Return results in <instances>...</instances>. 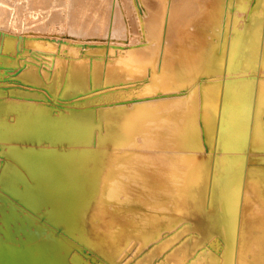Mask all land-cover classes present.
<instances>
[{"label":"rangeland","instance_id":"rangeland-1","mask_svg":"<svg viewBox=\"0 0 264 264\" xmlns=\"http://www.w3.org/2000/svg\"><path fill=\"white\" fill-rule=\"evenodd\" d=\"M89 1L90 0H0V4L6 5L8 12L11 11V13L4 11L3 14H5V16L3 15L2 18L4 17L3 20L5 19V21H0V54L5 53L6 40L12 38V40L16 42L14 48L6 52L12 62H4L5 64L1 66L2 68H6V66L10 65L11 68L9 69L10 72H4L0 76V101L6 102L17 100L18 102L23 104L31 102L32 104H35L34 106H50L51 112L58 116H60V114H62L63 112H69L70 109L86 110L90 117L98 122L97 124L99 131L97 130L96 135L97 143H93L94 148L97 151H94V153L105 155L106 159L104 158L102 168L99 171V175L101 176L100 188L93 198V203L88 215L89 229H86V231H92L94 233L92 234V236L96 237L97 239L99 238L98 242L101 243L98 245L90 243L88 244L82 241L80 238L74 235H70V239L66 238L69 242V248L66 254L68 263L71 261V264H76L74 262V258H76L75 255H77V259H80L81 264H86L83 262V260L85 259H89L91 264H233L236 254V247H239V245L241 246V244L243 248L247 245V247H251L250 244L254 243L255 245L253 244L252 250H250L251 248H248V250L247 247L245 248L246 250H243L244 254L250 251L248 252V264H254V262L255 264H264V209L262 207V205L264 206V202L262 203L264 196H261L262 199L259 198L260 194L258 193L261 192H257V190L262 191L264 186L262 182H258V179H256V184L254 183L251 188H249L248 186V193H251L252 195L250 194L251 196L249 195V198H245V202L242 200V194L245 190V183L243 182L244 180L240 175L241 169L243 168V162L241 163L240 159H243V155L246 152L244 143L246 123L245 99L242 96L240 88L235 94L231 93L230 98L228 97L229 104L226 105V110L220 116L221 119L219 118L217 132L211 134L212 103L210 102L211 97L209 94L211 90L209 92V89L207 90V88L209 87V85H213L219 82V79L216 76H221L222 74L220 72L215 73L213 71L214 68L210 66V63L212 61V56L215 54L213 37H217L215 33L217 31V26L222 20V13L223 9L225 8L226 0H157V2L159 1L160 3H157L153 0H91V2H93H90L91 4L88 5L87 3H89ZM167 1L170 3V5L168 4V8H166V10L168 9L169 12H173L174 14L176 13L175 15L177 20L181 19V15L183 13L185 14H183V16L187 17V20L189 19V23L192 17L194 19V25H196L195 28L196 30H198H193L194 25H192V22L190 23L191 26H189V23L187 22L189 28L186 27L187 25L185 24L186 26H184V29L183 26L181 27L182 31L180 27H178L179 29L176 31V25L175 27L173 26V24H169L168 22L165 23V18L162 21L164 17V12L162 13V10H165L164 4L165 2L168 3ZM37 2H39V4L41 3L42 5L37 4ZM228 2L229 6L231 7V16L233 17V19L231 18V25L234 24V26L238 28L240 32H242L243 37L245 38H247L248 30L251 27H256L255 31L253 29V34L259 44L261 35L263 33L261 31H264V26H262L264 25V0L263 2L261 0H235V2L233 1V4L231 3L232 0H228ZM253 3H255L256 5ZM257 3H259L260 6ZM96 6H98L97 10L95 9L97 8ZM93 9H95L96 11ZM173 9L176 11H174ZM197 10V13L200 16L199 18H201V20H199L197 16H194L197 15ZM99 11L103 14H101ZM249 11L252 14L254 13V15L258 16L251 15ZM96 12H98L100 16L104 18H101L99 14L97 15ZM91 13L94 16H92ZM95 15L99 16V18L95 17ZM170 15L175 16L171 13ZM254 17L257 18V20H254ZM97 19L98 21H96ZM100 19H102L103 21H100ZM169 20H171V17L169 18ZM195 20L197 22H195ZM90 21H95L96 23L93 22L92 24H90ZM14 22H16V24ZM247 23L249 24V26ZM250 23H252V25ZM89 24L91 26H95L90 27ZM200 26L202 27L200 28ZM89 27L92 29H90ZM203 28L205 29V31L203 30ZM165 29L168 30V33H166L167 31ZM169 29H171V32ZM200 29L202 30L201 33H203V35L200 34ZM245 30H247V32ZM172 32L175 33V36ZM181 32H188L189 34H187L186 36L188 38H182L185 35H181ZM205 33L208 34L205 35ZM209 33H211V36ZM177 34H179V36L181 37L177 38ZM198 34L200 35L199 39L198 37H196L198 36ZM169 35L170 37H168ZM171 35L175 37V41ZM201 36H203V38H201ZM153 37L155 38L153 39ZM156 37L161 38H158L157 40ZM180 38L189 41H184ZM167 39L169 41L171 39L172 41L169 43ZM176 39H179L177 40V42H180V40L182 42L184 41L183 44L181 43L182 45H180V48H186L187 51L189 49V52L180 50L179 47L177 49L179 43L178 45L176 44L174 46V50L181 51V53L178 51H173V47L171 45L176 43ZM192 39H194V41L196 40L195 43ZM208 40L211 46L209 45ZM33 42L37 44H34ZM160 42L162 43V45ZM202 42L203 44H205V46L203 44L201 45ZM154 43H156L157 47H155ZM194 44L196 45V47L200 46L198 47L199 49H196V47H194ZM189 45H191V48ZM153 46L155 47V49H153ZM205 48H207V50ZM149 49H151L153 52H150ZM147 50L149 51L148 53L150 55H148V58L150 59V63H152L153 66L148 62V64H146L145 62L147 60ZM196 50H198L199 52ZM206 51L208 55L206 54ZM140 52H144L146 54L144 57L146 59H144L145 64L143 61H141L144 53H142L143 55H141ZM154 52L155 55H158L156 57L160 58V60H156V58L154 57L155 55L153 54ZM183 52H186L188 56L187 54H182ZM201 52H203V54L205 55L204 57ZM136 53H140V56H142V58L139 55H136ZM151 53L153 55H151ZM168 54H170V57ZM178 54L180 56H178ZM163 55H167L168 57L165 56V59H163ZM174 55L175 57L177 56L176 58L178 59L177 60L175 58L177 60L175 62L179 61L177 63L178 67L176 66V69H178V71L173 70V68L175 67H170V65L175 66V62L173 61ZM183 55H185V60L183 59ZM151 56L153 58H151ZM139 57L141 60L139 59ZM259 58H261L260 61ZM162 59L165 60L164 62L167 61L166 59H169L166 63H168L169 67L172 68V70L168 71V67H166L168 65L165 66L166 63L162 62ZM191 59L193 60V64L195 65L193 66L192 70V64H190L192 63L190 62ZM195 59L197 62L195 61ZM135 60H140L139 64H143L142 67L138 64L137 61L134 63L133 61ZM251 60L252 59H250L249 61L245 60V58L241 59L238 69L232 70L233 74L236 76L234 79H237V82L235 80L236 83L241 84L243 83V81L246 82L247 79H249V74H255L258 70H261V72L262 70H264L263 53L259 55V53L257 52L256 56L252 61ZM180 61L182 62V64L180 63ZM147 65L150 66L147 67ZM150 67L153 68L151 69ZM160 67L162 68V70ZM155 68L157 70H155ZM179 68L182 71L185 70V72L181 71V74L179 72ZM151 70L153 71L152 73H150ZM248 70L250 71V73H248ZM251 70L254 71L252 72ZM16 71H18L19 73H26V76L23 75L19 77L20 74L15 76ZM69 71H72L69 77L76 76L77 79L80 78L82 82L84 81V85L82 87L85 88L77 89L72 92H66L67 81L64 80V77H68ZM154 71L156 73H154ZM210 71L212 73H210ZM29 72H32L35 75H33V77L29 76ZM176 72L179 74H177ZM159 73L161 74L159 75ZM262 73L264 74V71ZM155 74L157 77L155 76ZM165 76L167 77L165 78ZM241 76H245V78L242 77L241 79ZM177 78L179 80H177ZM149 82L150 85L148 84ZM144 87L146 89L149 87L147 89V92L145 91L146 89ZM200 87L201 94L199 92ZM151 88L153 90H151ZM201 97L202 100H200ZM2 104H4V106L2 107L4 108V111H6V114L13 120L15 118V114H17V107H19L20 104L12 102ZM7 105L13 106L14 109L6 110L5 106ZM199 105H201L202 108L201 106L199 107ZM169 116L170 119L172 118L170 121L168 119ZM137 121H139L138 124H136ZM149 121L152 122L150 123ZM153 121H156V123H153ZM147 122L149 123L147 124ZM149 124L152 126H150ZM174 125H176V127ZM178 125H180L179 128ZM166 127L168 129H166ZM112 128L113 130H111ZM135 128L137 129L134 130ZM179 129L181 131L177 133V130ZM144 130H147V132L145 131L144 133ZM163 130L165 131L164 133L166 134V136H164L165 134H163ZM187 133H189L190 136L187 135ZM191 133H194V136L192 137L194 141H196V143L194 144L192 142L190 143V139L192 136ZM170 134L171 137L174 138V144L170 139ZM174 134L176 135L174 136ZM135 135H138V138H136ZM183 135L185 136V138L183 137ZM167 137H169V139ZM176 137H178L179 139ZM186 139L189 140V143L186 142ZM216 139L218 140L216 141ZM135 140H137V143ZM131 142H133L135 145H133V143ZM163 143L165 144V146ZM167 143L171 144L167 145ZM197 143L199 145H197ZM138 144H141L140 147L142 149V153ZM142 144L144 145L143 147ZM188 144L190 147L188 146ZM129 145H132V151H129ZM196 145L197 147H195ZM159 146L161 148V154L163 153V151H165L163 155L158 156L159 161L163 159L161 161L163 164L161 162H156L153 164L150 161L151 159H156V161H158V158L154 156V154H159ZM143 148L148 149L146 150ZM154 148L157 151H154ZM121 150L123 151V153ZM143 150H145V152H143ZM151 150L153 151V153H155L153 154ZM137 151H140V156H143L146 160L143 157L140 159ZM176 151L188 155L196 153V155L198 154L197 156L193 154L192 155L195 157L199 156L198 158H201L205 162V167L199 168L198 166V168H194V173H192V171L190 172L192 168H186L181 164H177L178 167L177 165H175L177 168L175 167L174 170H177V173L179 175L184 172V175H182V177L188 178L189 174L192 175H190L188 178L190 179V181L192 180V183L190 181H187V183L189 184H187V186L189 188L186 186V180L188 179L185 178V181L182 180L183 182H185V184L183 183V186H186L185 189L187 188L186 190H184H188L189 192L192 191V193L190 192V194L189 192H186L184 194L188 193V195H191V197L189 196L190 198L188 199L187 197H185L188 195H185L181 198L182 200L185 199L183 202H186V198V203H188L189 200H191L192 202L189 201V203H191H188L189 209H184V211H181L180 213L164 208H160V210L157 204V199H155L156 203H154V196L152 192L154 191V188L161 191L162 188L163 190H165L166 186L170 185V180L167 179V184V182L165 181L166 178H163V176H169L166 171L168 172L169 168H167V166L173 162V160L171 161V159L169 158L173 154H167L166 152L174 153ZM241 151L244 154L241 153ZM125 152H128V155L124 154ZM180 153L177 154L179 155ZM236 153L240 155V158L238 159V162L240 164L238 162L236 163L235 161H232V158L234 156H237ZM164 154L165 156L167 154L169 157H165ZM136 155L138 156L139 160L138 158H136L137 160L134 158L137 157ZM224 156L227 157L225 158ZM130 157H132V159L134 161L136 160L137 162H134L131 159V163V160L129 161ZM126 159L128 162L126 161ZM148 159H150V161H147ZM123 160L125 162H123ZM2 161L3 158L0 156V168H2ZM129 162L131 164L135 163L132 166H135L138 169L142 166L141 170L139 169V171L140 173L145 175V179L142 181L139 180L140 184H138L139 181L137 180H135V183L132 182L134 184L129 183V186H127L128 188L132 185L136 187L134 188L135 192L131 190L133 189L132 187H130L131 189L126 188L128 189V191L125 192L131 193L127 194L131 195L132 199H129L131 197H128L127 201L121 200L123 202H126V204L123 203L124 205H119L118 203L121 202H119V200L124 197L123 195H116L117 191H115L114 187L117 188L118 181H113L112 177H114L115 173L117 175L118 171H120L118 172L119 174H122L121 170L124 167L131 166ZM127 163H129L130 165H128ZM157 163H159V165ZM121 164H123L124 166H121ZM160 164H162V166ZM235 164L236 166L234 167ZM144 165H146V169L143 168ZM150 166L151 173H148V170H150ZM164 166H166L165 169ZM159 167H162V169ZM214 167L215 169L213 170ZM236 167L240 169L238 170ZM157 168H159V170H157ZM180 168H182V172ZM195 169L197 171H195ZM114 170L116 171L115 173ZM186 170L187 173H189L188 175H186ZM219 171L220 173H218ZM129 172L130 171H128V173ZM130 173H126V175H130ZM1 174L2 170H0V177ZM157 176L158 178H156ZM160 178H163L164 181L160 180ZM112 181L116 182V184H110V182L112 183ZM148 182H152V185L148 184ZM162 182H165L166 184H163ZM142 183L144 185H142L143 189H141ZM157 183H160L159 186H162L161 189L158 188L159 186L156 187L158 185ZM211 183L213 184V186ZM153 184L154 188L152 187ZM257 184L260 185L258 186ZM150 185L152 189L150 188ZM255 185L258 186V188L255 189ZM112 187L114 188V191ZM148 188L152 191H150ZM136 189H138L139 191ZM145 190L147 192V196L145 194ZM111 191L115 193H111ZM136 191H138V193L140 194L141 192L144 194H141L140 196V194H138ZM196 191L197 193H194ZM252 192H254V194ZM256 192L258 194V197L257 195H255ZM109 193L111 194V196H106L110 195ZM10 195L11 192H8V202L10 201ZM148 195L152 196L153 199ZM116 196H118V205L115 201ZM109 197L113 202L109 201ZM253 199H258L260 204H257L258 200L251 201ZM138 200L142 201L136 203L135 201ZM246 202H248V204ZM109 204L112 205L109 206ZM113 205H115V207ZM241 205H243L244 207ZM251 205L254 211L252 210ZM122 206L126 208L124 209L125 212L129 209L131 210L128 211V213L126 212L128 217L125 213L122 214ZM246 206H248L247 208L249 209V211ZM118 207L119 209H117ZM261 207L263 209L262 213ZM113 208L114 210L117 209L116 212L112 210ZM132 209H137L136 214L139 215H135V210H133V212ZM251 210L254 213L251 212ZM257 210H259L260 212ZM245 211H247L248 214ZM31 212L32 213L29 214V216L34 217L32 221L37 223L49 222L48 215L45 213V211H40V209L35 210L34 208H31ZM54 215L56 216L57 213L55 212ZM129 215L132 217H129ZM243 215L246 217L249 215L248 217H250V219L253 218V220L255 221L252 226L253 228L251 227V229H255V231L251 230L253 233L250 232V230L248 231L251 234L250 237L253 236V238H251L250 240V237L247 236L249 238H247L246 240V242L248 241L247 243H244V237L242 236L243 238H241V233H239L238 231L240 230V232H243L244 230L243 228H241ZM258 217L259 219H257ZM10 218V223L13 224L14 214L10 216ZM22 219H25V217H23ZM184 221L187 222L185 223ZM256 223L258 224L257 226ZM222 230L224 232H222ZM223 233L225 236L223 235ZM217 234L220 237H217ZM211 238H214L216 240V244L215 240ZM222 239L223 245L221 241ZM258 239L259 241H257ZM208 241L210 246L209 244H207V246L205 245L206 243H208ZM25 242H27V237L25 238ZM25 242L18 243L24 244ZM211 247L213 248V250L216 247V252H214L215 250H210ZM255 249L259 253L255 251ZM258 254L261 255L258 256ZM248 255H245L246 258L248 257ZM250 259H253L254 261H251ZM243 260L245 263L246 259L243 258ZM220 261L223 262L220 263Z\"/></svg>","mask_w":264,"mask_h":264},{"label":"bare ground","instance_id":"bare-ground-1","mask_svg":"<svg viewBox=\"0 0 264 264\" xmlns=\"http://www.w3.org/2000/svg\"><path fill=\"white\" fill-rule=\"evenodd\" d=\"M153 1H156L157 2V0H153ZM233 1L235 2V0H232V2H231L232 4H233ZM261 1L263 2V0H261ZM39 2H37V4H39ZM90 2H91V0L87 4L90 5L93 1L91 3ZM157 3H160V2L158 1ZM255 3H256V1H255ZM255 3H253V4H255ZM84 4H86V3H84ZM168 4L170 5L169 2L168 3L165 2V4H164V6H165L164 9L165 10L164 11L162 10V13L164 12L163 13L164 14V17H163L162 21L165 18V20H166L165 23L168 22L169 24H173V26L176 25L177 26L176 31L179 29L178 27H180V29L182 31V28L181 27L183 26V29H184L185 28L184 26H186L189 23V19L187 20V17L183 16L184 13L183 14L181 13L182 14L181 15V19H178L177 20L176 15H175L176 13L174 14L173 12H169L168 9L166 10V8H168ZM257 4L259 5V3H257ZM39 5H42V4L40 3ZM85 6H87V5H85ZM172 6H173V4H172ZM96 7L97 8H95V9L97 10L98 9V6H96ZM6 9H7L6 5L0 4V21L3 20V18H4V17L2 18V16L3 15L5 16V14H3V12L4 11L8 12V9L7 10ZM95 9H93V10H95ZM253 9H254V7H253ZM260 10H262V9H260ZM174 11H176V10H174ZM9 12L11 13V11H9ZM197 12H198V10L196 11V13ZM92 13H91V15L94 16L93 15L94 13L93 14ZM96 13H97V15L99 14L98 12H96ZM170 13L172 15H175V16H171ZM196 13H194V14H196ZM101 14H103V13H101ZM255 14H256V12H255ZM97 15H95V17H98L99 18L100 14H99V16H97ZM251 15L258 16V15H254V13L253 14L251 13ZM157 16H156V18H157ZM194 16H197L198 19L201 20V18H199L200 16H199L198 13H197V15H194ZM170 17H171V20H169ZM94 18H93V20H94ZM101 18H104V17H101ZM172 18H175V19H172ZM189 18H190V16H189ZM231 18L233 19V17L231 16V7L229 6L228 0H226L225 1V8L223 9V13H222V20L219 23V25L217 26V31L215 33V35H217V37H215V36L213 37L212 36L213 37V40H214V45H215V48H214V51H215L214 53L215 54L212 56V61L210 63V66H212V68H214L213 71L215 73L216 72H220L222 74H221V76H218V75L216 76L219 79V82H217L216 84H213V85H209V87L207 88V90L209 89V92L211 90V92L209 93L210 94V97H211L210 102L212 103V109H211L212 110V114H211L212 115V120H211L212 121V129H211V134L217 132V126H218V123H219V118L224 113V111L226 110V105L229 104L228 97L230 98L231 93L232 94H235L239 90V88H240V91L242 92V96L245 99V123H246V132H244L245 133V141H244V143H245V147H246V152L244 154L241 151V153H243L244 155H243V159H240L241 160L240 162L241 163L243 162V168L241 169L240 175L242 176V178L244 180L243 182L245 183V190H244V192L242 194L243 195V197H242L243 199L242 200L245 202V198H249V195L251 194V193H248V190H249L248 189V186H249V188H251L254 183L256 184V182H255L256 179H258V182H262V184L264 185V74L262 73L264 70H262V72H261V70H258L257 73H255V74L254 73L249 74L248 75L249 79H247L246 82L243 81V83H241V84L240 83H236L237 82V79H234L236 76L233 74L232 70L238 69L241 59H244L245 58V60L249 61L250 59L253 60V58L256 56V53L257 52L259 53V55H261L262 53L264 54V51H263L264 50V35H263L264 31H261L263 33L261 35V39H260V42L258 44V41H257V39H255L254 34H253V32L255 31L256 27H254V28L251 27L248 30L247 38H245V37H243L242 32H240L239 29L234 26V24H232L233 25V28H232V25H231L232 19ZM253 19L254 20L255 19L257 20V18H255V17ZM7 20H9V19H7ZM101 20L102 19H100V21ZM191 20H193V21H191ZM191 20H190V23L192 22L193 23L192 25H194L195 23H194V19L192 17H191ZM3 21H5V19ZM96 21H98V19ZM261 21H262V19H261ZM93 22L96 23L95 21H92L90 24H92ZM195 22H197V21L195 20ZM14 23L16 24V22H14ZM97 23H99V22H97ZM190 23H189V26H191ZM252 23H250V24L252 25ZM90 24H89L90 27L95 26V25H92L91 26ZM5 25H7V24H5ZM199 25H201V24H199ZM173 26H171V27H173ZM195 26L196 25H194V27H193L194 29L193 30L194 31H197L198 29L196 30ZM242 26H244V25H242ZM248 26H249V24H248ZM262 26H264V25H262ZM186 27H188V25ZM201 27L202 26H200V28ZM239 28H241V27H239ZM90 29H92V28H90ZM253 29H254V31H253ZM169 30L171 32V29H169ZM203 30L205 31L204 28H203ZM91 31H93V30H91ZM166 31H167L166 33H168V30H166ZM201 31L202 30L200 29V34L203 35V33H201ZM245 31L247 32V30H245ZM179 32H180V30H179ZM188 32L187 33H184V32L182 33L181 32V35L182 34L185 35L182 38H188V37H186L187 34H189ZM162 33H163V31H162ZM172 33H173V35L175 34L174 32H172ZM207 34L208 33H205V35H207ZM209 34L211 36V33H209ZM173 35H171V36L174 38V41H175V37H174L175 35L174 36ZM177 35H178L177 38L181 37V36H179V34H177ZM205 35H204V37H205ZM156 36H157V34H156ZM168 37H170V35ZM196 37H198V39H199L200 38V35L198 34V36H196ZM151 38H152V36H151ZM154 38L155 37H153V39ZM156 38L158 40V38L160 39L161 37H156ZM182 38H180V39H182ZM201 38H203V36H201ZM207 39H208V37H207ZM177 40H179V39H176V43L174 42L175 44L171 45L173 47V51H175L174 50V46L176 44L178 45V43H179V46H177V49H178V47L180 48L181 47L180 45H182L184 43V41H189V40H186V39H182V40H184L183 42L181 40H180V42L179 41L177 42ZM192 40L195 43L196 40L195 41H194V39H192ZM258 40H259V38H258ZM171 41L172 40L170 39L169 43ZM190 42H191V40H190ZM15 43L16 42L14 40H12V38H9L8 40H6L5 53H1L0 54V76L4 72H10L9 71V69L11 68L10 65L9 66H6V68H2L1 66L3 64H5L4 62H7V63L12 62L10 60V57H8V55H7L6 52H8V50L14 48ZM156 43H154L155 44V47H157L156 46ZM208 43H209V40H208ZM34 44H37V43H34ZM185 44H186V42H185ZM202 44H203V42L201 43V45ZM161 45H162V43H161ZM196 45H197V43H196ZM196 45L194 44V47H196ZM203 45L205 46V44H203ZM209 45H210V43H209ZM184 46H187V45H184ZM184 46H182V47H184ZM189 46L191 48V45H189ZM155 47L153 46V49H155ZM198 47H200V46H197L196 49H199ZM194 49H192V50H194ZM205 49L207 50V48H205ZM180 50L187 51L186 48L185 49L184 48H182V49L180 48ZM149 51L150 52H153L151 49H149ZM149 51L147 50L146 54ZM177 51H175V52H177ZM196 51H198V50H196ZM171 52H172V49H171ZM178 52L181 53V51H178ZM187 52H189V49H188ZM140 53H141V55H143L142 53H144V52H140ZM140 53H136V55H139L140 56ZM201 53H202V55L204 57L205 55L203 54V52H201ZM146 54L144 53L143 58H142V56H140L142 58V60L140 59V57H139V59L144 62V59H145L144 57H145ZM153 54L155 55V52ZM153 54L151 53V55H153ZM170 54H168L169 57H170ZM179 54H178V56H180ZM182 54H187V53L186 52L185 53L183 52ZM206 54H207V51H206ZM148 55H149V53L146 55L147 56L146 59L148 61L145 59L146 60L145 62H146V64L149 63L150 65H152V63H150V59L148 58L150 55L149 56ZM175 55L173 56V58H174L173 61L174 62L178 60L176 58L177 56L175 57ZM156 56H158V55H155L154 56L156 58V60L157 59L160 60V58H158ZM163 56H164L163 59H165V56H167V55H163ZM184 56L185 55H183V59H184ZM187 56H188V54H187ZM129 58H131V57H129ZM151 58H153V57L151 56ZM180 58H182V57H180ZM199 58H200V56H199ZM137 59H138V57H137ZM163 59H162V62L165 61ZM204 59H206V58H204ZM260 59L261 58H259V61H260ZM140 60L139 61L135 60L133 62L135 63L137 61L138 64H139ZM156 60H154V61H156ZM166 60L168 61L169 59H166ZM195 61H196V59H195ZM145 62H144V64H145ZM166 62H164V63H166ZM174 62H172V63H174ZM178 62H175L176 64L174 63L175 66L170 65V67H172V68L175 67V68H173V70H177L178 71V69H176V66L178 67V64H177ZM190 62H192V63H190ZM190 62L189 63L192 64V66H191V70H192L193 69V66H195V65L193 64V60L192 59H191ZM198 62H199V60H198ZM180 63L182 64L181 61H180ZM195 64H198V63H195ZM250 64H251V62H250ZM142 65H140V66L142 67ZM150 65H147V67L150 66ZM166 65H168V63H166L165 66ZM199 66H201V65H199ZM166 67H168V71L172 70V68H170L169 65L166 66ZM144 68H145V66H144ZM144 68H143V71H144ZM162 68H163V65H162ZM162 68H161V70H162ZM155 70H157V69L155 68ZM181 71L182 70H180V68H179V72L180 73H181ZM71 72L69 71L68 77H64V80L67 81V83H66V85H67L66 92H70V91L72 92V91H75L77 89L85 88V87H82L84 85V81L82 82V80L80 78L77 79L76 76L69 77L70 74H71ZM117 72H116V74H117ZM152 72L153 71L151 70L150 73H152ZM172 72H174V71H172ZM182 72H185V70L182 71ZM154 73H156V72L154 71ZM210 73H212V72L210 71ZM248 73H250V71ZM18 74H20L19 77H21L23 75L26 76V73L24 74V73H19L18 71H16L15 76H17ZM160 74L161 73H159V75ZM177 74H179V73H177ZM33 75H35V74L32 73V72H29V76H32L33 77ZM183 75H184V73H183ZM243 75H244V73H243ZM155 76H156V74H155ZM166 77L167 76H165V78ZM242 77L245 78V76H241V79H242ZM161 78H162V76H161ZM162 80H164V79H162ZM177 80H179V79L177 78ZM235 80H236V82H235ZM197 81H198V79H197ZM202 81H203V78H202ZM163 83H165V82H163ZM202 83H200V84H202ZM204 83H205V81H204ZM148 84L150 85V82ZM147 89L145 90L146 92H147ZM151 90H153V89L151 88ZM200 90H201V87L199 89V92H200ZM200 94H201V92H200ZM239 94H240V92H239ZM200 100H202V97L200 98ZM1 102L2 101H0V153H1L0 156L3 158V161H2V168H0V170H2V174H1V177H0V264H71V261L68 263V259H67V256H66V254L68 252L67 250L69 248V242H68L67 239H70V237H69L70 235H74V236L80 238L82 241H84L85 243H88V244L90 243V244L98 245V244L101 243V242H98L99 241V238L97 239L96 237L92 236V234H94L92 231H90V230L86 231V229H89L88 215H89V211H90V208L92 206V203H93V198H94V196L96 195V193L98 192V190L100 188L101 176L99 175V171L102 168L104 158L106 159L105 155H101L99 153H94V151H97L94 148V144L93 143L94 142H95V144L97 143L96 142V138H97L96 135H97V130L99 131L98 124H97L98 122L96 120H94L92 117H90V115L87 113L86 110L70 109L69 112H67V113L66 112H63L62 114H60V116H58V115H55V114H53L51 112L50 106H44V107H42L40 105L34 106L35 104H32L31 102H28L26 104H23V103L18 102L17 100H15V101L2 102V103L12 102V103H18V104H20L19 107H17V114H15V118L12 120L6 114V111H4V108L2 107V106H4V104H2ZM190 103H191V101H190ZM213 103H214V105H213ZM201 105H202V103H201ZM201 105H199V107ZM5 107H6V110H13L14 109V107L13 106H10V105H7ZM201 108H202V106H201ZM230 111H231V109H230ZM156 112H157V110H156ZM171 114H172V112H171ZM171 117H173V116H171ZM168 119L170 121L172 118L170 119V116H169ZM175 119H177V118H175ZM149 122L151 123L152 121H149ZM149 122H147V124ZM154 122L156 123V121H153V123ZM166 122H168V121H166ZM134 123H135V121H134ZM138 123H139V121L136 122V124H138ZM169 123H171V122H169ZM162 124H164V123H162ZM142 125H144V124H142ZM150 126H152V125H150ZM169 126H168V128H169ZM174 126L176 127V125H174ZM179 126L180 125H178V128H179ZM154 127H155V125H154ZM137 128H135L134 130H136ZM156 128H157V125H156ZM168 128L166 127V129H168ZM180 129L177 130V133L179 131H181ZM111 130H113V128ZM164 130L162 131L163 134H165L164 133L165 132ZM145 131L147 132V130H144V133H145ZM175 132H176V130H175ZM202 132H203V130H202ZM191 134H192V136H191V139H190V143L192 142L194 144V143H196V141H194V139L192 138L194 136V133H191ZM199 134H200V132H199ZM175 135L176 134H174V136ZM187 135H189V133H187ZM137 136L135 135L136 138H138ZM164 136H166V134ZM237 136H239V135H237ZM183 137L185 138L184 135H183ZM167 138L169 139V137H167ZM176 138H178V137H176ZM122 139H124V138H122ZM170 139L172 140V143L174 144V138L171 137V134H170ZM217 140L218 139H216V141ZM135 141L137 143V140H135ZM176 141H177V139H176ZM188 141L189 140L186 139V142H188ZM131 143H133V142H131ZM138 143H141V142H138ZM165 144H164V146H165ZM170 144L167 143V145H170ZM238 144H240V143H238ZM133 145H135V144L133 143ZM140 145H139V148L141 149ZM197 145H199V144L197 143ZM197 145L195 147H197ZM143 146L144 145L142 144V147ZM188 146H189V144H188ZM128 147H130V150L129 151H132L131 150L132 145L131 146L129 145ZM134 147H136V146H134ZM149 148H150V146H149ZM159 148H160V146H159ZM171 148H173V147H171ZM171 148H170V150H171ZM143 149H146V148H143ZM216 149H217V146H216ZM155 150L156 149L154 148V151ZM158 150H160L159 154L156 153L158 155L154 154L155 152L153 153V151L151 150L152 153L154 154V156H156L157 158H158V156L163 155V153H165V151H163V153L161 154V148L158 149ZM137 152H138V155L140 156V151H137ZM143 152H145V150H143ZM148 152H150V151H148ZM122 153H123V151H122ZM141 153H142V149H141ZM146 153H147V151H146ZM166 153L167 154H173L172 156L170 155L171 157H169L166 154V156H168L171 159V161L173 160V162L170 163L168 166L166 165L167 168L169 167L168 168V172L166 171V173H168L169 176L168 177H165V175L163 176V178H166V180H165L166 182H167V179L170 180V182H169L170 185L166 186V189L165 190H163V188H162L163 191L162 190L161 191L156 190L154 188V184L152 186L154 188V191L150 190L149 188L148 189L153 192L154 203H156L155 202L156 201L155 199H157V201H158L157 204H158L159 209L160 208L161 209L164 208V209H169L171 211L180 213L181 211H184V209H186V210L189 209V204L192 202L191 200H189L191 202L189 203V201H188L189 204L186 203L187 202V198L189 199L191 197V195H188V193L187 194H184L186 192H189L188 190L185 191L187 189V188L185 189V187L188 184L187 181H190V179H188V178H189V176L191 174L187 173V170H186V173L187 174L186 173L185 174L186 175L189 174V176H188V178L185 177L188 180H186V186H183V183L185 184V182L182 181V180L185 179L184 177H182V175H184V172L179 175L177 173V170H174V168L176 167L175 165L181 164L182 166H184L186 168H189V169L192 168L190 170V172L192 171V173H194L193 172V169L194 168H198V166H199V168L200 167L201 168L205 167V162L201 158L199 159L198 158L199 156L198 157L193 156V155H196V153L195 154L192 153L193 155L192 154H190V155L183 154L182 152H181L182 153L181 154L180 152H177V151L174 152V153L173 152L172 153L171 152H169V153L166 152ZM177 153H180V154L178 155ZM185 153H186V151H185ZM220 153H221V151H220ZM119 154H121V153H119ZM124 154L128 155V152H125ZM224 154H226V153H224ZM134 155H135V153H134ZM141 155H143V154H141ZM227 155H229V154H227ZM236 155L238 157L237 156H234L232 158V161L233 162L235 161L237 163L238 162V159L240 158L239 157L240 155L238 153H236ZM164 156H165V154H164ZM132 157H133V154H132ZM132 157H130L129 161L132 159ZM142 157L143 156H140V159ZM134 158L136 159V158H138V156L137 157H134ZM154 159H155V157H154ZM160 159H162V158H160ZM132 160L130 161L131 163H132ZM138 160H139V158H138ZM126 161H127V159H126ZM147 161H150V159H148ZM161 161H159V158H158V161H156V159L155 160L151 159L150 162H152L154 164L156 162H159L160 163ZM215 161H213V162H215ZM123 162H125V161L123 160ZM164 162H165V160H164ZM129 163H127V164L130 165L131 163L130 164ZM138 163H136V164H138ZM159 163H157V164L159 165ZM167 163H168V161H167ZM119 164H120V162H119ZM134 164L135 163L131 164V166H128V167L126 166L122 170L119 168L122 171V174L121 173L119 174L118 172H120V171H118L117 172V175H116V173H115L116 171L115 170H119V169H115L114 170V173H115L116 176L114 175V177H112V180L113 181H118V184H117V188L118 189L116 187H114L113 185L112 186L115 188V191H117L116 192V195H123V197H124V198H121L119 200V202L121 200H124V201L126 200L127 201L128 200V197H131V195H128V194H131V193L125 192V191H128V189H131L130 187H132L133 189H131V190L135 192L134 188H136V187H134L133 185L130 186L129 188L127 187V186H129V183L134 184L135 183V180H137V181L141 180L142 181V180L145 179V175L142 174V173H140V171H139V169L141 170L142 166L138 169L137 167L132 166ZM162 164H160V165L162 166ZM122 165L123 164H121V166ZM139 165H137V166H139ZM178 165H177V167H178ZM212 165H211V167H212ZM145 166L146 165H144V167H143L144 169H146ZM166 166H164V169H165ZM235 166H236V164L234 165V167ZM159 168L162 169V167H159ZM159 168H157V170H159ZM236 168L238 169V167H236ZM180 169H181V172H182V168H180ZM214 169H215V167L213 168V170ZM128 171L131 172V173L129 172L130 175H126V173L129 174ZM148 171H149L148 173H151V166H150V170H148ZM155 171H156V169H155ZM195 171H197V170L195 169ZM162 172H163V170H162ZM211 172H212V170H211ZM218 173H220V171ZM221 173H222V171H221ZM210 175H211V173H210ZM154 176H155V174H154ZM156 178H158V176ZM163 178L162 179L160 178V180H163ZM148 179H149V177H148ZM171 180H173L174 182L171 181ZM210 180H211V178H210ZM113 181H112V183L110 182V184H113V183L116 184V182H113ZM132 182H134V183H132ZM190 182L192 183V180ZM151 183L152 182H148V184H151ZM195 183H197V182H195ZM138 184H140V181H139ZM148 184H146V185H148ZM159 184L156 187H158ZM167 184H168V182H167ZM142 185H143V183L141 184V189H143L142 188ZM151 185H150V188L152 189ZM257 185L259 186L260 184H257ZM192 186H193V184H192ZM192 186H191V189H192ZM212 186H213V184H212ZM258 186L255 185V189L258 188ZM113 187H112V189L114 191V188ZM161 187L162 186H159L158 188L161 189ZM126 188H128V189H126ZM137 188H138V186H137ZM139 189H140V187H139ZM259 189H260V187H259ZM136 190H138V189H136ZM138 191H136V192L138 193ZM142 191H144V190H142ZM8 192H11L10 201L9 202L7 201V197H9L8 196ZM107 192H109V191H107ZM145 192H146V190H145ZM190 192L192 193V191H190ZM190 192H189V194H190ZM257 192H261V193H258V194H260L259 198L262 199V197L264 196V186H263L262 191H258L257 190ZM257 192H256L255 195H257V197H258ZM111 193H115V192H112L111 191ZM194 193H197V191L194 192ZM252 193L254 194V192H252ZM138 194H140V193H138ZM141 194H144V193L141 192ZM141 194H140V196H141ZM145 194L147 196V192ZM185 195H188V196H185ZM106 196H111V194L110 195H106ZM112 196H113V194H112ZM148 196H150V195H148ZM184 196L187 197L186 198V202H183L185 199L184 200L181 199ZM150 197L152 198V196H150ZM117 198H118V196H116V200H115L116 201V204L118 203ZM230 198H233V197H230ZM108 199H110V197ZM129 199H132V197L129 198ZM149 200H150V198H149ZM255 200L253 199L251 201H255ZM263 200H262V203L264 202ZM109 201H111V199ZM139 201H142V200H138V201H135V202L137 203ZM247 201H249V200H247ZM111 202H113V201H111ZM258 202H259V200H258ZM258 202H257V204L259 205L260 202L259 203ZM123 203L126 204V202H123V201H121L118 204L119 205L120 204L124 205ZM128 203H127V205H128ZM246 203L248 204V202H246ZM262 203H261V205H262ZM110 205H112V204H109V206ZM255 205H256V203H255ZM113 206L115 207V205H113ZM241 206H243V205H241ZM125 207H128V206H125ZM247 207L248 206H246V208ZM262 207L264 209V206L263 205H262ZM262 207H261V213L263 212L262 211L263 210ZM31 208H34L35 210H39L40 209V211L41 210L42 211H45V213L48 215L49 222H47V223L38 222L37 223V222L32 221V219L34 217L29 216V214L32 213L31 212ZM111 208H112V206H111ZM251 208H252V205H251ZM117 209H119V207ZM124 209H126V208H124L122 206V210H121V211H123L122 214H124V213L126 214V212L128 213V211H131L128 208L129 210L127 209L128 211L125 212ZM190 209H192V208H190ZM258 209H259V207H258ZM112 210H114V208ZM116 210H114V211L116 212ZM133 210H135V209H132V211ZM136 210H135V213H134L135 215H137L136 214L137 213ZM252 210H253V208H252ZM252 210H251V212L254 211V210L253 211ZM119 211H117V212H119ZM166 211H164V212H166ZM248 211H249V209H248ZM257 211H259V210H257ZM55 212L57 213L56 216L54 215ZM245 212H247V211H245ZM243 213H244V211H243ZM13 214H14V223L11 224L10 223V221H11L10 216H12ZM247 214H248V212H247ZM250 214H252V213H250ZM130 215H132V214H130ZM130 215H129V217H132ZM244 215H246V214H244ZM244 215L242 217V223H241L242 224L241 228H243L244 230H243V232L242 231L240 232V230H238V231H239V233H241V238L244 237L243 238L244 243H247L248 242V241L246 242V240L248 238L247 236L250 237V235H251L250 232H252L253 230L255 231V229H251V227L253 226V223L255 221L253 220V218L250 219V217H248L249 215L247 216L248 218L246 216H244ZM126 216L128 217L127 214H126ZM126 216H123V217H126ZM23 217H25V219H22ZM119 217H120V215H119ZM259 217L257 219H259ZM260 220H261V218H260ZM188 224H189V222H188ZM257 225L258 224L256 223V226ZM177 226H179V225H177ZM180 227H182V226H180ZM115 228H116V225H115ZM249 230H250V232H248ZM222 232H224V231L222 230ZM245 234H247V235H245ZM115 235H116V233H115ZM223 235H224V233H223ZM261 235H259V236H261ZM259 236H258V238H259ZM26 237H27V242H25V238ZM217 237H220V236L218 235ZM217 237H214V238H217ZM101 238H102V236H101ZM214 238H211V239H214ZM251 238H253V236L250 237V240H251ZM219 239H218V241H219ZM221 241H222V245H223V239ZM257 241H259V239ZM18 242H20V243L25 242V243L24 244H19ZM224 242H225V240H224ZM212 243H214V242H212ZM263 243H262V245H263ZM207 244H209V241L205 245L207 246ZM215 244H216V240H215ZM253 244L254 243L250 244L251 247H247L248 246L247 244H245L247 246H245L244 248H243L242 244H241V246L239 245V247H236V254H235V257H234L233 264H246V263L248 264V261H249L248 260V258H249L248 252H250V251H248L247 253L244 254V251L243 250L246 247H247V249L248 248H251L250 250H252ZM211 245H213V244H211ZM222 245H221V249H222ZM206 246H204V247H206ZM209 246H210V244H209ZM236 246H237V243H236ZM204 247H203V249H204ZM215 249H216V247L214 248V250ZM210 250L214 251L212 247H211ZM255 251H257V250L255 249ZM214 252H216V250ZM246 254L248 255L247 258L245 256ZM243 255H244V257H243ZM259 255H261V254H258V256ZM115 256H116V254H115ZM75 257L76 258H74V260H75L74 262L76 264H81L80 259H77V255H75ZM218 258H219V256H218ZM243 258H245L246 261L247 260L248 261L247 262L245 261V263H244ZM116 261H117V259H116ZM223 261H220V263H222ZM83 262L86 263V264H91V262H90L89 259H85V260H83ZM251 263H253V262H251ZM254 264H255V262H254Z\"/></svg>","mask_w":264,"mask_h":264}]
</instances>
